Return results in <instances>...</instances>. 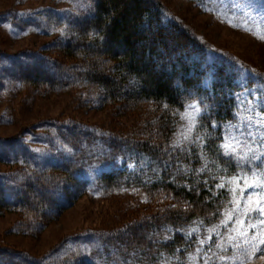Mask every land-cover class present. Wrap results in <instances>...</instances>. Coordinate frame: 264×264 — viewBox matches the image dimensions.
Returning a JSON list of instances; mask_svg holds the SVG:
<instances>
[{"label":"trees","instance_id":"obj_1","mask_svg":"<svg viewBox=\"0 0 264 264\" xmlns=\"http://www.w3.org/2000/svg\"><path fill=\"white\" fill-rule=\"evenodd\" d=\"M94 8L68 26L63 58L74 63L28 62L18 80L55 89L85 83L102 89L105 101L146 102L155 110L145 115L141 134L71 130L63 139L68 153L57 152L25 181L0 177V208L48 212L52 219L89 191L141 189L171 201L127 231L84 237L90 252L70 264H193L196 256L204 264L200 242L234 204L236 181L249 171L222 148L224 126L236 117V75L225 62L210 61L205 44L159 0H95ZM45 70L56 77L41 79ZM193 102L201 111L191 140L175 146L181 114ZM25 149L16 152L31 164ZM36 192L44 196L35 199ZM209 255L208 264H225ZM0 264L41 263L0 248Z\"/></svg>","mask_w":264,"mask_h":264},{"label":"rangeland","instance_id":"obj_2","mask_svg":"<svg viewBox=\"0 0 264 264\" xmlns=\"http://www.w3.org/2000/svg\"><path fill=\"white\" fill-rule=\"evenodd\" d=\"M159 1L171 18L205 44L210 61H223L233 69L239 85L235 93L238 104L235 119L224 126L223 144L235 145L238 156L259 157L251 163L239 162L249 171L237 179L234 204L210 230L211 239L201 244V262L213 252L223 257L221 261L225 264H264V224L259 223L264 216L251 211L260 200L256 194L260 189L247 187L255 180L253 170L264 171V0ZM94 2L0 0V177L3 179L25 181V175L44 167L46 160L57 152L68 153L63 139L75 128L107 134H141L145 115L155 110L146 102L125 107V103L105 101L102 89L85 83L55 89L18 80L17 74L28 62L74 63L63 58L62 43L69 24L93 13ZM56 75L45 70L40 78L54 79ZM187 125L186 119L179 123L174 140H183L179 133ZM21 147L33 154L31 164L25 154L16 152ZM228 156L238 163L232 155ZM40 196L44 193L36 192L33 198ZM169 201L141 189H125L89 191L52 219L48 212L44 216L34 211L0 208V248L16 250L41 264H70L71 259L78 260L90 252V246L83 244L84 237H108L116 231H127L145 214L156 212L155 206L160 205L159 211ZM148 202L152 203L147 205ZM194 261L193 264H198L197 256Z\"/></svg>","mask_w":264,"mask_h":264},{"label":"snow or ice","instance_id":"obj_3","mask_svg":"<svg viewBox=\"0 0 264 264\" xmlns=\"http://www.w3.org/2000/svg\"><path fill=\"white\" fill-rule=\"evenodd\" d=\"M7 27V25H5ZM167 107V105H165ZM188 108L191 109V112H185L181 114V119H186L188 120V125L184 131L179 133V136L183 138V141H190L191 136L193 133V130L196 127V115H199L201 109L199 107L198 102H193L188 104ZM201 139L199 135L197 136V140ZM181 144V139H177L175 142V146H179ZM222 148L224 149V155H232L235 159H237L238 163L239 162H244L247 161L251 163L254 160L259 159L258 156L252 155L251 158L248 156H238L236 155L237 152V147L233 145L231 142H227L222 145ZM253 176L255 177V180L253 183L247 184V187L253 188V189H260L259 193H256L257 195L260 196V200L256 201V207L252 208L251 211H258V213L261 216H264V204L261 203V201H264V179L261 177H264V171H261L257 173L255 170H253ZM220 187H223V185H220ZM260 224H264V219H261L259 221ZM255 227V225H253ZM193 231H197V229H193ZM190 235V234H189ZM209 239H211L209 237ZM201 244L205 243V241H201ZM198 252L201 251V249H197ZM193 260H195V257H192ZM208 259H211L210 257ZM208 259L205 260L204 264H208ZM220 259H223V257H220Z\"/></svg>","mask_w":264,"mask_h":264}]
</instances>
